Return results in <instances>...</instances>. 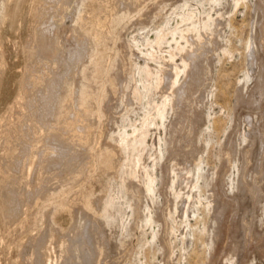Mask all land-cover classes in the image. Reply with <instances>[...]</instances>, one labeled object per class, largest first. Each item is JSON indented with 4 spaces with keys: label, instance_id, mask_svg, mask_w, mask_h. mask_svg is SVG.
I'll return each mask as SVG.
<instances>
[{
    "label": "rangeland",
    "instance_id": "rangeland-1",
    "mask_svg": "<svg viewBox=\"0 0 264 264\" xmlns=\"http://www.w3.org/2000/svg\"><path fill=\"white\" fill-rule=\"evenodd\" d=\"M110 1L0 0V264H40L46 245L54 264H264V0ZM58 23L63 39L80 24L87 37L49 55L40 39ZM172 55L191 64L161 119ZM66 85L64 118L79 132L46 109ZM36 131L67 140L37 142ZM35 144L50 156L37 155L26 193L17 178Z\"/></svg>",
    "mask_w": 264,
    "mask_h": 264
},
{
    "label": "bare ground",
    "instance_id": "bare-ground-1",
    "mask_svg": "<svg viewBox=\"0 0 264 264\" xmlns=\"http://www.w3.org/2000/svg\"><path fill=\"white\" fill-rule=\"evenodd\" d=\"M103 1V0H102ZM112 1V0H111ZM110 1V2H111ZM97 3H99V2H97ZM108 3V2H107ZM80 4H81V2H80ZM106 5H108V4H105V2L104 3H102V5H101V7L103 8V9H106L108 6H106ZM99 7V6H98ZM114 7V6H113ZM112 7V8H113ZM101 8V9H102ZM110 8V7H109ZM115 8V7H114ZM114 8H113V10H112V12L113 11H115L114 10ZM102 9V10H103ZM117 9V8H116ZM100 11V10H99ZM107 11V10H106ZM110 13V12H109ZM101 14V13H100ZM184 14V13H183ZM110 15H111V13H110ZM77 18V17H76ZM184 18V17H183ZM81 19V18H80ZM79 19V20H80ZM82 20V19H81ZM76 21V20H75ZM79 23V22H78ZM81 23H83L82 21H81ZM85 23V22H84ZM83 23V25H85ZM210 23V22H209ZM213 24V23H212ZM83 25H81L80 24V26H78V27H76V26H74L73 27V30H76V29H78V30H81L82 31V33L81 34H79V35H75L74 37H67V38H62L61 36L63 35V32H64V29H63V25H62V23H58L57 25H56V30H55V34L54 35H52V36H54V37H52V39H50V38H48L49 36H46V35H44V36H42L41 37V39H40V49H41V51L42 52H44V53H47V54H49V55H52V54H57L58 52H61L62 51V45L63 44H65L66 42H70L72 39L73 40H75L76 42H79V44L81 43H83L84 42V40H85V38L87 37V35H86V32H85V27H83ZM72 30V31H73ZM175 30V29H174ZM203 30H207V26L205 25V26H203ZM162 32V31H161ZM182 32V31H181ZM157 33H159V32H157ZM177 33V32H176ZM160 34H162V33H160ZM159 34V35H160ZM163 35H164V33H163ZM182 35V36H181ZM180 36H181V38L186 42V44L188 43V42H190L191 40H190V38H189V36L186 34V35H184V34H181ZM164 37V36H163ZM89 38H90V40L92 41V43H93V45H94V47H90L91 49H95V47H96V43H97V40H98V35H97V33L96 34H89ZM158 38V37H157ZM201 38H202V36H201V33L199 34V36L197 37V39H200V40H198L197 42L199 43V41L201 42ZM88 39V38H87ZM135 39V38H134ZM159 39V38H158ZM190 40V41H189ZM196 40V39H195ZM74 41V42H75ZM89 41V40H88ZM63 42H65V43H63ZM156 42H158V40L156 41ZM194 42V41H193ZM190 43H192V41L190 42ZM197 43V44H198ZM67 44V43H66ZM75 44H77V43H75ZM194 44V43H193ZM152 45V44H151ZM178 45V49L180 50V51H182V50H184L185 49V46H181L180 45V43H178L177 44ZM185 45V44H184ZM188 45V44H187ZM195 45V44H194ZM92 46V45H91ZM65 47V46H64ZM159 47V46H158ZM190 47V46H189ZM151 48V47H150ZM191 48V47H190ZM93 49V50H94ZM186 49H188V47L186 48ZM92 50V51H93ZM187 51V50H186ZM91 52V51H90ZM185 52V50L183 51V53ZM174 54V53H173ZM147 55V54H146ZM149 55L150 56H152V55H154V54H152V52H149ZM185 55V54H184ZM182 56L180 59H181V65H178L176 62H175V56L174 55H172L171 57H170V61L173 63V65H174V67H175V70H176V72H174L175 74H171V78L173 79L172 80V83L170 84L171 85V93L167 96V98H166V102L162 105V106H159L158 107V109H157V116L158 117H160L161 119H164L165 118V112H166V108H167V105H173V103H174V101L176 100L175 98H176V94L177 93H179V88L178 87H176L177 86V84L180 82V80H179V78H180V75H181V73H187L188 74V71H189V66H190V64H191V62H189L190 61V57H185V56ZM188 55V54H187ZM186 55V56H187ZM50 57V56H49ZM152 59V58H151ZM97 66H96V68L93 70L94 71V73L93 74H95L96 72H97ZM174 70V71H175ZM57 72V71H56ZM161 72V73H160ZM159 73V81L160 82H162L163 80H165L166 79V76H168L167 74H166V70L164 69V68H161V71H160ZM170 79V78H169ZM53 80V79H52ZM56 83V82H55ZM39 84V83H38ZM52 86H53V84H52ZM56 87V86H55ZM56 88H58V87H56ZM46 89V88H45ZM48 90H52L51 89V85H48ZM54 90V89H53ZM52 90V91H53ZM57 90V89H56ZM73 89H72V87L71 86H69V85H66V87H65V92H62L63 94H55L54 92L53 93H51V95L48 97V98H46L47 100V105H46V109L48 108V107H50L51 109L52 108H55L56 109V111H57V117H56V121H60V119L61 118H64L65 116H66V114H67V112H66V110H65V106H64V102L65 101H67L68 99H70V98H72L73 97V91H72ZM57 93H59L58 92V90H57ZM133 97L135 98V99H137V93L134 91L133 92ZM20 97H23V93H21V96ZM43 99V98H42ZM50 99H51V101H50ZM165 99V98H164ZM21 100V99H20ZM19 100V101H20ZM78 100H79V102L81 103V105L83 106V108H85V107H87V106H89V102H90V98H88V97H86V95H85V92L83 91V90H81L80 89V91L78 92ZM18 101V103L20 104V103H22V102H19ZM50 102H52V103H50ZM26 103V102H25ZM23 105V104H22ZM19 106V105H18ZM54 109V110H55ZM173 109V108H172ZM50 111V110H49ZM86 112V111H85ZM87 113V112H86ZM56 115V113H55V111H54V116ZM74 118V117H73ZM80 118V117H79ZM83 119V118H82ZM85 120V119H84ZM148 120V119H147ZM77 123V122H76ZM76 123H74V122H72V121H69V120H67V119H65L64 118V127H68V128H73V130L76 132V131H80V129H82L83 127L81 126V125H76ZM154 123V122H153ZM90 125V124H89ZM88 126V125H87ZM33 127V126H32ZM35 129H36V127H34ZM59 128V127H58ZM60 129V128H59ZM37 130V129H36ZM138 130H136V129H134V134H136V132H137ZM145 131V130H144ZM47 132V131H46ZM48 132H49V130H48ZM48 132H47V134H44V133H40V134H38L39 132L38 131H36V135H35V138H34V141H37V142H43V141H47L49 138L51 139V138H56V139H59V140H62V141H66L67 139H65L66 137L64 136V133L63 132H55V131H52V132H50L49 134H48ZM82 132V131H81ZM143 132V131H142ZM141 133V132H140ZM13 134V133H12ZM138 134H139V132H138ZM23 135V134H22ZM24 136V135H23ZM127 136V135H126ZM141 136H143V135H141ZM145 136V135H144ZM143 136V137H144ZM21 137V136H20ZM143 137H142V139H140V140H138L136 143H134V144H132L131 146H133L134 147V150L135 149H138L141 145H142V143H143V141H144V139H143ZM8 138V137H7ZM81 140H82V138H81ZM25 141V140H24ZM83 141V140H82ZM129 141V140H128ZM127 141V138L126 137H124V138H122L121 139V142L119 143L120 145H118V147H119V150H117V151H121V152H123L124 153V151H125V149H126V147L127 146H129V142ZM33 142V141H32ZM115 146H117V145H115ZM26 148H28V146H26ZM32 149H29L30 150V154H31V157H30V161L28 160L27 162H29V168H26V167H28V166H24V168H22V171H21V173H20V175L18 176V178L17 179H19L21 182L20 183H24L25 184V192L26 193H28L29 192V190H28V188H26L28 185H30L31 183H33L32 182V180H34V179H32L31 180V177H30V175H31V172H36L37 171V164L39 163L38 162V158H37V155L40 153V154H42V155H48V156H50L49 154H47L46 152H44V150H41L39 147H37V144H35L34 146H32L31 147ZM129 149V148H128ZM108 150V149H107ZM115 150H116V148H115ZM46 151V150H45ZM114 153V151L112 152V151H108L107 152V161L110 163V165H113V163L111 164V162L113 161L111 158L112 157H114L113 155L115 154H113ZM117 153V152H116ZM122 153V154H123ZM127 153V152H126ZM39 154V155H40ZM122 154H120L121 156H122ZM38 155V156H39ZM98 156H100V155H98ZM115 158V157H114ZM121 158V157H120ZM121 159H123V156H122V158ZM118 161V160H117ZM121 161V160H120ZM41 162V161H40ZM42 165V164H41ZM39 167V166H38ZM41 169V168H40ZM190 171V170H189ZM201 166H199L198 167V171L197 172H199L198 173V178H200V177H202V173H201ZM149 172V171H148ZM43 173V172H42ZM131 175H130V177H136L137 175H136V172L135 171H133L132 173H130ZM9 176V175H8ZM35 176V175H34ZM39 176V175H38ZM154 176V175H153ZM2 177V176H1ZM5 178H6V176H4ZM43 177V176H42ZM5 178H4V180H5ZM11 178V177H10ZM36 178V177H35ZM38 178V177H37ZM40 178H41V176H40ZM2 179H3V177H2ZM1 179V180H2ZM8 179V178H7ZM13 179V178H12ZM43 179V178H42ZM37 180H39V179H37ZM147 180V179H146ZM154 178L153 177H151V175L148 177V182H146L145 184H146V192L147 193H149V194H152V193H154L155 192V187H154ZM18 181V180H17ZM34 182H35V180H34ZM39 182H41V181H39ZM33 185H35L36 186V184H33ZM39 185V184H38ZM32 186V185H31ZM30 187V186H29ZM32 189H34V188H32ZM38 189V188H37ZM24 192V193H25ZM33 192H35V190L33 191ZM19 195H21V194H19ZM88 207H91V203H88ZM131 208H132V206H131ZM112 209H113V202H112V200H111V198H109V199H105L104 200V202H102V209H101V213H100V215L101 216H104L105 214H108V213H110L111 211H112ZM111 216V215H110ZM23 220V221H22ZM21 221L23 222V223H25L26 222V220H28L27 219V217L26 218H24V219H22ZM145 221H146V224H151L152 225V223L154 222V219L152 218V217H147L146 219H145ZM54 225V224H53ZM51 227V226H50ZM173 229V228H172ZM171 229V230H172ZM49 232H48V237L49 238H53V237H56V235H57V233H58V228H54V226H52L49 230H48ZM153 235H154V238L156 237V232H154L153 233ZM51 248V247H50ZM48 249V250H47ZM48 251H49V248H48V246L46 245V247L43 249V250H41V252H40V264H54V263H49V262H47V258H48ZM66 254V253H65ZM65 256H67V255H65ZM49 260H50V258H49ZM52 261V260H51ZM53 262V261H52Z\"/></svg>",
    "mask_w": 264,
    "mask_h": 264
}]
</instances>
